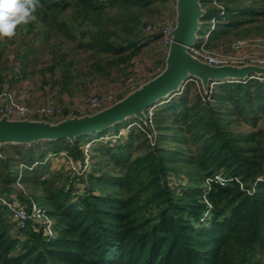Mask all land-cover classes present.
<instances>
[{
  "label": "trees",
  "instance_id": "1",
  "mask_svg": "<svg viewBox=\"0 0 264 264\" xmlns=\"http://www.w3.org/2000/svg\"><path fill=\"white\" fill-rule=\"evenodd\" d=\"M172 1L40 0L36 19L0 40V81L13 43L22 72L50 48L42 73L43 82L60 88L56 102L102 81L127 82L136 77L134 59L161 40L162 23L151 32L147 25ZM219 2L222 14L213 0H202L205 17L217 16L211 47L264 34V0ZM165 56L162 46L153 70ZM146 112V122L133 116L90 138L0 147V264H262L264 74L211 81L207 90L190 77L156 104L152 125ZM131 121L142 128L110 137ZM63 151L81 168L88 156V166L80 173L54 169L50 157ZM16 199L42 206L54 235L43 223L19 227L7 204Z\"/></svg>",
  "mask_w": 264,
  "mask_h": 264
},
{
  "label": "water",
  "instance_id": "2",
  "mask_svg": "<svg viewBox=\"0 0 264 264\" xmlns=\"http://www.w3.org/2000/svg\"><path fill=\"white\" fill-rule=\"evenodd\" d=\"M174 26L170 30L164 68L97 110L67 114L56 120L48 118L11 117L0 115V147L8 143H32L42 139L77 136L97 132L111 125L137 117L147 120L146 110L160 100L179 92L195 77L204 90L211 81L243 79L250 74H264V65L255 63L212 64L189 50L199 35L206 9L202 0H174ZM1 155V151H0Z\"/></svg>",
  "mask_w": 264,
  "mask_h": 264
},
{
  "label": "rangeland",
  "instance_id": "3",
  "mask_svg": "<svg viewBox=\"0 0 264 264\" xmlns=\"http://www.w3.org/2000/svg\"><path fill=\"white\" fill-rule=\"evenodd\" d=\"M173 4L174 1H172V3L168 5V7H164L161 10V12H159L157 16L150 22H155L157 24L166 23L165 25H167L171 20H173L175 16V10ZM202 19L204 23L199 30L200 35L205 34L210 23L209 18L203 16ZM263 35L258 34V36H263ZM154 43H155L154 45L145 46L143 52L140 53L139 56L134 59L135 66L132 68L133 72L130 74L135 75L137 78H141V80L143 79L142 81H144L146 76H149L153 71V64L154 61L156 60V54L159 56V53H161L162 46L165 50V53L167 52V47L162 43L160 39L156 40ZM68 44L74 45V42L69 41ZM16 49H17L16 45H14L13 43L9 44V47L6 52V56H8V58L6 59L7 67L5 69H1L3 81H0L1 82L0 86L2 82H4V80H7L12 75L19 76L17 77L16 79L17 81L14 83V85H10L9 88L7 87L5 89L11 92L12 96L15 97L17 103H19L18 110L21 111L23 109L33 110V114L29 115L32 118H48L51 120H56L61 118V115H63L62 117H64L67 114L88 112L89 110L80 111L76 109V106L81 101H85L88 98H90L91 95L96 94L95 96H105L107 94H112L113 97L117 99L123 93L127 92L126 91L127 88L125 87L126 82L123 81L125 76H123L122 79H118V80L102 81L99 83H95L94 85H92V87L90 86L89 92H85L84 90H77L76 92L73 93L72 96H69V98H66L67 96L63 97L61 95L62 100L57 102L60 104L58 108L59 112L55 116L49 117V116L37 114L38 112H34V111H36L39 107H48V104L52 102L50 100L51 99L54 100L53 94L60 89L59 86L53 88L51 84L43 82L44 77L42 73V67L47 62H51L52 51L50 50V48H44L39 50L37 53H35L36 54L35 57H37V61L39 63L31 62L27 70L22 72V69L19 65L20 61L17 59L16 56V52H15ZM72 53H76V52L72 51ZM78 57L82 58L81 61H84L85 63L88 62L90 59L88 53H81ZM49 77H50V73H49ZM6 82L7 81H5V83ZM6 104H8L7 98L0 99V108L1 106L3 107V105ZM155 106L156 104L153 105L152 108H154ZM1 113L4 112L1 111ZM126 120H123L120 123L123 124ZM259 125L264 126V119L259 122ZM110 130L111 132H115L114 128L113 129L111 128ZM98 134L99 132H93L87 135L85 138H90L92 135H98ZM50 158H52V167L54 169H59L61 167L66 168V166L69 165V161H67L66 159L69 157L66 155V152L64 151L62 152V154L55 155ZM17 186L22 187L21 184H18ZM16 200L17 202H19L18 199ZM262 264H264V255L262 256Z\"/></svg>",
  "mask_w": 264,
  "mask_h": 264
},
{
  "label": "built area",
  "instance_id": "4",
  "mask_svg": "<svg viewBox=\"0 0 264 264\" xmlns=\"http://www.w3.org/2000/svg\"><path fill=\"white\" fill-rule=\"evenodd\" d=\"M213 2L215 5H217V7L220 8L219 14H222L224 12L222 4L219 2V0H213ZM216 20H217V16H213L211 18L210 26L207 28L205 34L204 35L199 34L197 40L189 46L190 52L212 64H224V63L244 64L250 62V63L264 65V35L263 36L257 35L247 38L236 39L231 42L228 48L227 47L225 48L223 46L211 47L209 44V38L212 30L215 28ZM165 24H162L160 26L161 27L160 29L162 31L161 41L168 48V44L171 40L170 30L174 26V18L167 25ZM158 25L159 24L157 23L150 22L147 25V31L151 32L155 30ZM164 65L165 62L164 64H160L159 66H157L149 76H146L144 81L150 78L151 76L155 75L156 73L160 72L164 68ZM142 80L141 78L131 76L126 82V86H125L127 88L126 91L139 85L141 82H143ZM212 82L216 83V81H212ZM5 88L4 89L0 88V99L7 98L8 104L3 105V107L1 106L0 114H3L1 113V111H3L4 113L9 114L11 117L12 116L16 118L30 117L29 115L33 114V110H29V109H23L22 111L18 110L19 103H17L15 97L12 96V93L7 91ZM95 95L96 94H93L87 100L78 103L76 109L80 111H86V110L94 111L116 100V98L113 97L112 94H107L105 96H95ZM50 101L52 102L49 103ZM50 101L47 102L49 103L48 107H39L34 112H38L37 114L45 115V116H55L59 112L58 108L60 104L55 102L53 99H51ZM152 106L148 108L149 111L148 123L150 125H152V120H153L152 114L154 108H152ZM135 125L142 128V123H140L139 121H131L124 128H121L118 134H113L110 137H116L121 134H124ZM148 136L152 138V133L149 132ZM90 146H91V142H87L85 144L86 153H88V149L90 148ZM68 161H69V166L73 169V172L75 173L77 172L80 173L89 164L88 156L86 157V162L82 168L80 167L79 164L73 161L71 157L68 158ZM4 201L6 202V200ZM7 204L12 209V219L16 222V224L19 227L22 228L26 227L29 221L43 223L45 224L44 227L45 232H47L49 236L54 235L53 219L47 213V211L37 202L32 201L31 205L29 206L21 204L20 202H17V200L9 201L7 202Z\"/></svg>",
  "mask_w": 264,
  "mask_h": 264
},
{
  "label": "clouds",
  "instance_id": "5",
  "mask_svg": "<svg viewBox=\"0 0 264 264\" xmlns=\"http://www.w3.org/2000/svg\"><path fill=\"white\" fill-rule=\"evenodd\" d=\"M40 0H0V40H11L21 25L36 19Z\"/></svg>",
  "mask_w": 264,
  "mask_h": 264
},
{
  "label": "bare ground",
  "instance_id": "6",
  "mask_svg": "<svg viewBox=\"0 0 264 264\" xmlns=\"http://www.w3.org/2000/svg\"><path fill=\"white\" fill-rule=\"evenodd\" d=\"M221 80H218L217 82H220Z\"/></svg>",
  "mask_w": 264,
  "mask_h": 264
}]
</instances>
